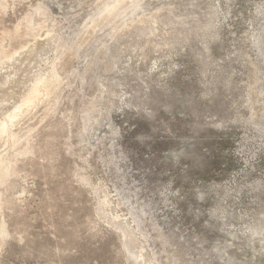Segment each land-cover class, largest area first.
Returning <instances> with one entry per match:
<instances>
[{
    "label": "rangeland",
    "instance_id": "1",
    "mask_svg": "<svg viewBox=\"0 0 264 264\" xmlns=\"http://www.w3.org/2000/svg\"><path fill=\"white\" fill-rule=\"evenodd\" d=\"M5 120L0 264H264V0H0Z\"/></svg>",
    "mask_w": 264,
    "mask_h": 264
},
{
    "label": "bare ground",
    "instance_id": "2",
    "mask_svg": "<svg viewBox=\"0 0 264 264\" xmlns=\"http://www.w3.org/2000/svg\"><path fill=\"white\" fill-rule=\"evenodd\" d=\"M109 10H111V9H109ZM37 82H39V81H37ZM36 94H37L36 93V87H34L33 89H31V91L24 98V100H23L24 104H29V103L35 101L34 99L36 98ZM13 117H15V114H13V116L11 118H13ZM8 122L9 121L5 120L2 123H0V132H3V131L7 132V130H8ZM11 138H13V137L11 136ZM0 164H1V160H0Z\"/></svg>",
    "mask_w": 264,
    "mask_h": 264
}]
</instances>
